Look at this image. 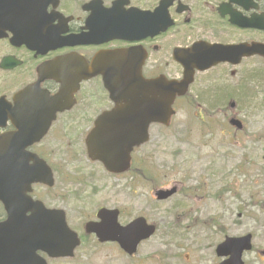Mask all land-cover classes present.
Returning a JSON list of instances; mask_svg holds the SVG:
<instances>
[{
	"label": "flooded vegetation",
	"instance_id": "1",
	"mask_svg": "<svg viewBox=\"0 0 264 264\" xmlns=\"http://www.w3.org/2000/svg\"><path fill=\"white\" fill-rule=\"evenodd\" d=\"M262 16L264 0H0V133L48 124L28 150L53 171L59 166V175L73 185L71 193L80 201L85 187L97 189L95 180L105 183L104 191L115 188L107 184L111 177L144 176L149 156L136 152L145 144L131 152L126 172L113 174L89 158L88 134L107 130L109 123L133 126L134 108L144 101L141 94H165V79L180 80L184 64L216 61L205 71L193 68L184 94H239V81L264 76V30L251 25ZM109 94H126V99ZM162 127L149 125V142L155 131L162 136ZM59 149L63 157L55 164ZM90 165L98 170L92 172ZM45 205L62 210L55 218L64 217L70 225L68 201ZM100 207L117 206L103 204L96 210ZM95 213L83 224L97 220ZM7 217L0 203V221ZM89 236L81 233L82 241ZM67 263L47 258V264Z\"/></svg>",
	"mask_w": 264,
	"mask_h": 264
},
{
	"label": "rangeland",
	"instance_id": "2",
	"mask_svg": "<svg viewBox=\"0 0 264 264\" xmlns=\"http://www.w3.org/2000/svg\"><path fill=\"white\" fill-rule=\"evenodd\" d=\"M239 82V94H186L175 102L162 136L153 132L155 138L138 153L150 157L146 177H111L107 184L116 186L104 191L105 183L95 180L97 189L85 187L82 201L59 174L54 189L37 190L45 202L68 201L70 224L80 232L103 204L119 207L122 223L144 215L157 225L133 256L89 236L67 264H214L215 244L224 235L246 232L253 235L246 264H264V76ZM231 116L242 120L241 130L229 125ZM61 157L59 149L55 159ZM173 184L176 194L156 200V188Z\"/></svg>",
	"mask_w": 264,
	"mask_h": 264
},
{
	"label": "water",
	"instance_id": "3",
	"mask_svg": "<svg viewBox=\"0 0 264 264\" xmlns=\"http://www.w3.org/2000/svg\"><path fill=\"white\" fill-rule=\"evenodd\" d=\"M246 20V19H245ZM245 25L244 23H242ZM251 25L256 26L258 28L264 29V21L262 19H257L255 23H252ZM210 65V64H208ZM206 66H198L200 69L206 68ZM187 66H185L186 68ZM191 69V68H189ZM188 78L183 81V83L178 85H171V82L166 83L165 87V94H157V97H159V100L157 101V104H162L164 101L165 105V117H163V113L161 114V111L156 109V113L154 115V110H152V116H149L148 108H146L144 112V119L138 123L139 129H131L127 131V136L125 139H120V131L116 135H118V139H115L118 143V146H122V143L124 141L125 145L128 150L131 149V147L135 144H139L140 142L144 141L146 138L144 136L146 135L147 131L146 128L152 120L157 121H165L167 122L169 114L171 113V104L173 102V99L175 97V92L178 89V86H184L185 83H187ZM180 91V90H179ZM182 91V90H181ZM139 117V120L142 118ZM237 125L240 126L239 122H237ZM107 133L113 134L114 132L112 130H106ZM129 136V139L127 140ZM143 136V138H142ZM15 140H6L0 137V172H1V166L4 164V161L2 157L4 155H7L8 157H11L13 161H9L10 167L13 168L14 166V155L16 153H19L20 150H22L27 143H21V145H16V137L13 136ZM116 142L114 139H112V136L109 137V139L106 141L109 148L112 150V146L116 147ZM92 157H99L101 160L105 163L107 168L115 171H120L123 169V165L121 162H116L114 158L111 157V155H96L91 152ZM122 159L123 157H118ZM40 165V163H38ZM40 168L37 167V171L39 174H41ZM31 172H28V175ZM42 173H44V170H42ZM16 173L12 175H1L0 174V200L3 203H7L13 199V196L10 193V186L14 180H17L18 183H22L21 187L24 186V188L19 191L18 188V195H15L16 198H23L25 197V192L29 189V183L33 181H40L44 176H38L36 178H26L25 176H22L21 181L17 178ZM176 191V188L173 187L169 190H159L157 191L158 197L161 199L166 198L167 196L171 195L173 192ZM24 202V201H23ZM117 215L118 212L116 210H107V209H100L98 212V216H100L101 220L99 222H89L87 224V229L89 231H93L98 236L99 240H114L117 241L120 246L127 251L128 253H132L136 250L137 244L141 239L147 238L150 236L154 231L153 225H148L143 218H137L134 221H132L127 226H120L117 223ZM23 219H26L27 222L32 223L31 216L28 217H22ZM0 264H22L24 260H27L29 262H32V264H36V257L31 254H27V252H24L28 250V247H32L33 241L31 240L30 236H26V238L22 237V234L19 235L16 234L13 237L5 233V229H8V225L6 223L0 224ZM26 224L22 227V229L26 228ZM21 227L19 226V229ZM65 235H68V233H65ZM74 236L73 242L70 241L69 243H66L63 247L57 246L58 240L57 238L53 240L50 245H47L44 249L50 254V255H66L72 254V248L74 245L78 243L77 239H75L74 233L71 231L69 232V236ZM73 238V237H72ZM57 241V243H56ZM251 248V235L246 234L240 237H226L225 240L217 246V253L219 255H229L227 259L220 262L219 264H243L241 260L242 252L245 250H249ZM24 252V253H22Z\"/></svg>",
	"mask_w": 264,
	"mask_h": 264
}]
</instances>
